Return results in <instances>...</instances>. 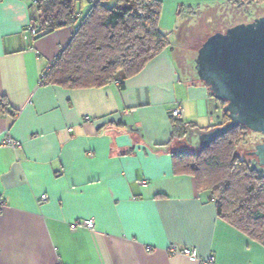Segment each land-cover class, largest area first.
I'll list each match as a JSON object with an SVG mask.
<instances>
[{"label":"crops","instance_id":"obj_1","mask_svg":"<svg viewBox=\"0 0 264 264\" xmlns=\"http://www.w3.org/2000/svg\"><path fill=\"white\" fill-rule=\"evenodd\" d=\"M223 1L161 0L158 27L170 48L121 81L68 87L40 75L74 26L33 36L31 1L0 0V139L20 142H0V264H198L170 253V243L219 264H264V246L172 166L175 104L192 124L186 135L222 121L207 85L173 55L172 31L189 7Z\"/></svg>","mask_w":264,"mask_h":264},{"label":"trees","instance_id":"obj_2","mask_svg":"<svg viewBox=\"0 0 264 264\" xmlns=\"http://www.w3.org/2000/svg\"><path fill=\"white\" fill-rule=\"evenodd\" d=\"M105 1L30 2V23L36 28L33 36L67 24L74 26L69 41L40 78L42 84L94 87L115 79L121 81L172 45L169 34L158 27L161 0H115L112 5H106ZM251 1L264 0H225L217 4L243 9ZM189 8V13L196 9ZM179 28L177 25L172 31L176 38ZM175 48L172 47L173 51ZM195 53L196 50L188 59L182 52L178 55L181 67L196 76ZM213 99L222 112V121L218 124H223L229 119L227 112L222 110L224 101ZM170 118L171 137L182 143L187 126L192 124L172 115ZM248 132L251 130L236 124L212 137L205 146L199 144L195 151L177 149L171 153L172 166L174 173L193 176L198 193H207L221 218L264 246V167H258L253 154H250L253 158L250 161L237 153L243 142H250Z\"/></svg>","mask_w":264,"mask_h":264},{"label":"water","instance_id":"obj_3","mask_svg":"<svg viewBox=\"0 0 264 264\" xmlns=\"http://www.w3.org/2000/svg\"><path fill=\"white\" fill-rule=\"evenodd\" d=\"M193 69L211 95L224 101L228 121L198 133L201 147L241 124L262 134L249 152L264 167V15L207 35L196 49Z\"/></svg>","mask_w":264,"mask_h":264},{"label":"rangeland","instance_id":"obj_4","mask_svg":"<svg viewBox=\"0 0 264 264\" xmlns=\"http://www.w3.org/2000/svg\"><path fill=\"white\" fill-rule=\"evenodd\" d=\"M114 1L115 0H106L105 4L112 5ZM261 15H264V1L260 3L251 1L248 6L243 9L224 4L200 6L194 9V12L189 13L187 16L180 19L179 33L176 38L177 45L180 47H176L174 49L175 52L173 55H176L179 65L182 66L178 54L182 52L185 54L184 56H187V59L190 58L202 42L201 40H203L210 33L218 30L224 31L228 26L238 22H248ZM183 49L184 51H182ZM182 58L184 59L182 61L185 62V58ZM247 137L250 142H243L242 146L237 149V153L240 156L252 161L253 158L250 157V153L245 151L253 149L254 144L261 140L262 134L251 131L248 132ZM177 146L178 149L181 150H197L199 147L198 132L191 130L187 133L184 143H179ZM258 167H260V165H258Z\"/></svg>","mask_w":264,"mask_h":264},{"label":"built area","instance_id":"obj_5","mask_svg":"<svg viewBox=\"0 0 264 264\" xmlns=\"http://www.w3.org/2000/svg\"><path fill=\"white\" fill-rule=\"evenodd\" d=\"M31 2H34L35 0H30ZM28 30L29 32L33 35L35 34L36 28L35 26H33V24L29 23L28 24ZM44 72L41 73L40 78L43 76ZM181 109L180 106L178 104H175V106L171 109L170 111V115L174 116V117H178V115L180 114ZM84 120L88 121L90 119V117L88 115H85L83 117ZM0 142L2 144H6L12 147H16L19 146L20 142L16 139H13L12 137H10L7 133L3 134ZM140 183H145V180H139ZM46 195L44 193H41L39 195V199H45ZM4 204L3 199L0 197V210L2 208V205ZM83 225L85 226H92V219H85L83 220ZM167 250L170 253H177L180 252L184 255L193 257V258H197L198 260V264H219L216 262L215 257L212 253H208L206 255H199L195 249L194 246H190V245H184L181 248H177V246L174 243H170L167 247ZM55 264H61L59 262L55 263Z\"/></svg>","mask_w":264,"mask_h":264}]
</instances>
